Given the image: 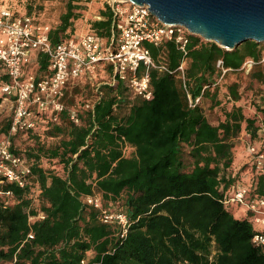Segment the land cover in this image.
<instances>
[{
    "label": "trees",
    "instance_id": "obj_1",
    "mask_svg": "<svg viewBox=\"0 0 264 264\" xmlns=\"http://www.w3.org/2000/svg\"><path fill=\"white\" fill-rule=\"evenodd\" d=\"M48 1L13 4L41 22ZM84 2L67 1L53 43L76 35ZM97 15L87 32L110 40L116 18L106 0ZM145 46L158 65L186 63V89L178 73L152 68L153 99L133 98L110 82L108 65L102 83L74 81L61 113L37 110L35 128L13 137L11 151L30 173L24 187L0 184V264H264L250 212L235 218L226 203L241 185L250 199L264 197V177L251 161L240 165L236 151L241 139L264 142L263 45L227 50L190 35L186 53L174 41ZM248 60L255 64L246 74ZM32 66L46 76L48 57L37 54ZM8 81L0 73V85ZM1 104L0 95V137L10 128ZM103 210L125 214L126 228L105 222Z\"/></svg>",
    "mask_w": 264,
    "mask_h": 264
},
{
    "label": "built area",
    "instance_id": "obj_2",
    "mask_svg": "<svg viewBox=\"0 0 264 264\" xmlns=\"http://www.w3.org/2000/svg\"><path fill=\"white\" fill-rule=\"evenodd\" d=\"M106 3L116 18L110 40L88 32L53 43L49 24L37 22L33 16L0 0V73L9 80L0 85V95L4 117L10 119L9 131L0 137V184L11 182L25 186L30 170L24 160L11 151L13 137L20 131L35 128L37 110L50 109L56 116L61 113L65 109L67 89L74 81H93L99 72L106 73V67L111 65L110 82L117 79L124 83L133 98L153 99L152 68L178 73L187 88L186 63L176 70L158 65L145 45L159 46L174 41L186 53L192 35L190 31L184 26L161 22L148 5L121 0H106ZM39 53L47 56L49 61L48 74L41 78L30 71L33 58ZM254 64L253 60H248L243 68L249 72ZM200 99H190L191 106L198 104ZM71 118L78 122L74 112ZM247 154L256 174L264 177V142L260 145L248 142ZM86 201L97 208L102 207L99 197L88 196ZM226 203H238L248 208L251 220L260 226L257 225L259 231L252 241L264 251V197L250 199L248 187L241 185ZM103 220L117 221L125 228L128 224L125 214L106 210H103Z\"/></svg>",
    "mask_w": 264,
    "mask_h": 264
},
{
    "label": "water",
    "instance_id": "obj_3",
    "mask_svg": "<svg viewBox=\"0 0 264 264\" xmlns=\"http://www.w3.org/2000/svg\"><path fill=\"white\" fill-rule=\"evenodd\" d=\"M145 4L161 22L233 50L247 41L264 43V0H121Z\"/></svg>",
    "mask_w": 264,
    "mask_h": 264
},
{
    "label": "rangeland",
    "instance_id": "obj_4",
    "mask_svg": "<svg viewBox=\"0 0 264 264\" xmlns=\"http://www.w3.org/2000/svg\"><path fill=\"white\" fill-rule=\"evenodd\" d=\"M3 2L7 3V4H11L14 7H16L13 3H15L14 1L16 0H2ZM68 0H50L45 4L44 7V11L41 14V16L39 17L40 21L46 24H49L50 26H55L58 22H59V18L61 16V14L64 12L65 10V5L67 3ZM90 2H84L83 5H85V10L84 12H82L81 15L82 18H80L76 23V34H83V33H87L86 27H87V21L89 19H91L90 17L92 15H97L98 14V10L100 7H102L103 2L105 0H89ZM17 8V7H16ZM17 10H19L21 13L24 12V10L22 8H17ZM264 47V43H261ZM34 67L31 65L30 67V71L34 72ZM248 72L246 71V74ZM108 76L106 73L104 72H99L98 75L96 76V78L93 81H89L91 83L92 86H94V84H100L102 83L101 81H104V79H106ZM109 79V78H108ZM107 79V80H108ZM234 79L237 78H232L231 80L233 81ZM86 81L85 79H82V85L84 83H88L87 82H83ZM241 81L243 83H245V75L242 76ZM203 107L205 109V113L206 115L209 117V119L211 121H215L216 120V116L209 110V103H203ZM242 140V145L236 148V151L238 152L237 155H239L240 157V152L242 154V156H244L242 162L240 163V165H244L246 163V153H247V144L248 141L247 139H241ZM248 208L246 206H241L238 203H234L232 204V214L234 215L235 218H246L248 217ZM251 219V217H250ZM258 225V224H257ZM259 226V225H258ZM260 227V226H259Z\"/></svg>",
    "mask_w": 264,
    "mask_h": 264
},
{
    "label": "crops",
    "instance_id": "obj_5",
    "mask_svg": "<svg viewBox=\"0 0 264 264\" xmlns=\"http://www.w3.org/2000/svg\"><path fill=\"white\" fill-rule=\"evenodd\" d=\"M90 18H92V19H100V17L98 15H92ZM246 162H248V161H246Z\"/></svg>",
    "mask_w": 264,
    "mask_h": 264
}]
</instances>
